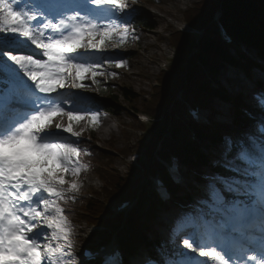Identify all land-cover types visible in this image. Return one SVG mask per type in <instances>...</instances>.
<instances>
[{
	"label": "snow or ice",
	"instance_id": "6c2138e0",
	"mask_svg": "<svg viewBox=\"0 0 264 264\" xmlns=\"http://www.w3.org/2000/svg\"><path fill=\"white\" fill-rule=\"evenodd\" d=\"M128 7L127 0H0V264H74L62 206L78 190L69 176L81 171L73 125L99 113L67 104L75 94L65 90L117 75L107 68L126 61L104 53L125 42L131 25L120 21ZM225 159L238 175L213 177L204 207L179 220L172 264H264V140ZM224 191L237 198L226 200ZM257 220L259 251L250 253L244 229Z\"/></svg>",
	"mask_w": 264,
	"mask_h": 264
},
{
	"label": "trees",
	"instance_id": "16d2710c",
	"mask_svg": "<svg viewBox=\"0 0 264 264\" xmlns=\"http://www.w3.org/2000/svg\"><path fill=\"white\" fill-rule=\"evenodd\" d=\"M144 1L151 2L154 0ZM219 10L231 16L237 38L241 42L254 47L259 56L264 59V0H199L184 12V16L186 21L202 28L207 26L208 21ZM131 22L136 31L151 29L152 27L149 17L142 13L134 15ZM212 31V29H208L199 41L190 35L179 32L172 34L170 36L171 44L180 50L181 55L169 71L160 73L158 76L161 85L155 89L152 99L141 101V108L160 119L153 126V141L150 145L152 153L156 152L164 157L169 150H176L181 155L184 163L197 171L199 180H204L202 169L207 164L211 165V169L219 176L225 178L237 176L238 174L231 171L229 167L211 164L203 148L188 141L187 133L190 128H193L202 139L209 141L216 147L225 136H229L234 143L240 141L241 143L244 142V146L250 147L244 139L245 132L248 136L256 139L258 143L264 140L260 129L261 126H264V120L260 117V115L264 117L263 107L254 106L250 108L243 102L241 96L231 97L222 88L219 90L209 88V77L216 79L226 64L240 67L246 73H249L251 67L257 65L242 53L238 52V55L234 56L232 51L226 48ZM161 39L165 40V37L162 36ZM258 88L264 89V83L259 82ZM100 92L103 95L110 96V98H106L102 102L94 101L98 108L120 115L122 109L117 104L119 95L109 94L104 88H100ZM181 92L185 98L198 100L212 109L213 112H215V109L212 104L216 98L229 103L233 123L244 129L245 132L222 131L213 128V124H207L203 127L188 124L184 117V105L179 99ZM121 94L129 102L139 100V97L132 92L123 91ZM132 108L140 110L136 107ZM124 126V137L128 144L121 152L126 155L133 149L139 148V145H131L130 127L125 123ZM110 145L114 146V140L111 141ZM81 150L82 159L93 167L97 177L103 181V189L101 192L93 191V197L91 195V197H85L81 200L70 199L73 194V192H70L67 194L68 202L62 204V206L65 208L70 220L78 221L86 218L89 221L98 222L94 216L107 211L103 199L111 196L121 198L128 192L133 191L134 184L114 167V158L99 151L93 142H82ZM240 150L239 144H235L229 156L231 158L235 157ZM236 163L239 165L240 162L237 161ZM155 167H160L158 161L144 165L147 174L151 173ZM219 186L223 190V185ZM223 194L225 199L229 201L236 198L233 193L227 191H224ZM199 197H206V194L196 187L190 192L184 191L182 193V199L185 201H192ZM127 222L132 231L140 236L139 209L132 213ZM121 223V219L116 221L117 226H120ZM178 246L179 244L169 247V257H175L174 253Z\"/></svg>",
	"mask_w": 264,
	"mask_h": 264
},
{
	"label": "rangeland",
	"instance_id": "374dc122",
	"mask_svg": "<svg viewBox=\"0 0 264 264\" xmlns=\"http://www.w3.org/2000/svg\"><path fill=\"white\" fill-rule=\"evenodd\" d=\"M199 0H183L182 3H179L178 5L174 6L172 8V11L170 14H165L164 7L162 5V1L160 0H154L153 6H150L149 3L143 1V0H129L128 2V9L127 14L123 16V19L120 21L121 23L127 22L129 24V19L132 14L135 13H145L149 17L152 27L151 29H142L138 33H135L130 28L129 33L127 35V38L125 42L118 48H115L114 53L119 54L125 49H131V50H137V55L142 60H145L140 68H133L132 60L134 59V55H126L121 57H115L111 55L109 51L104 53V57H112L116 59H124L126 62L122 66L125 68V72L128 74V76L119 75V76H110V75H104V76H98L97 79L99 81L98 85H92L91 81L88 80L85 83L89 85V87H86L84 89H80L81 94H75V96H67L66 100L68 104H75L76 107L82 108L87 110L92 106V99H90L92 96H88L87 94H92L93 96L101 95L100 93V86L104 87L106 91H108L109 94L113 93V95L118 94L119 99L117 101V104L122 109V112L120 115L112 113L111 114H105L103 112H100L97 110V113H99V117H107L109 123L108 126L111 128V132L107 134H102L100 131V122L99 119L92 121L91 125L89 126V118L86 116L83 120L79 122L78 128L74 129L77 132H82L85 129H89L95 133V136L98 138L97 146L100 149H103V147L108 146V141L111 138H115L116 142V149H122L124 146L128 144V141L124 137V126L123 124L130 125V133L132 134V140L131 145H134L140 140V130H139V122L135 119H133L132 115L128 112L126 108L129 107H136L141 108V101L148 98L149 93L151 92L152 85L154 84L155 80L158 77L160 65L163 59L167 57L168 51L170 49V42L168 39V34L172 33L174 31L178 30V22L182 21L184 19V12L187 10L188 7L193 5ZM159 3V5L157 4ZM160 17H163V23H160L158 20ZM155 29V32L152 33L150 30ZM144 35H148L150 45L145 49L144 43L146 39L144 38ZM165 36V40L161 39L162 36ZM34 46L31 47V49ZM32 52V51H31ZM36 52V51H35ZM245 52H249L251 54H256L255 50H245ZM38 53V52H37ZM248 53V54H249ZM148 55H153L152 58L148 59ZM104 57L101 56H95L90 57L92 60L101 61ZM141 60V61H142ZM140 61V62H141ZM105 67H107L105 65ZM120 67V68H122ZM115 67L107 68L108 72H114ZM135 71L133 74H129L131 71ZM253 73V79H245L244 74L236 69H233L232 67H226L222 73L219 76V81L222 86L225 87L227 90V94L230 96H235L239 92L246 93V92H253L256 89V85L254 83V80L258 77L262 76L263 73L252 70ZM238 78L242 85L236 83V79ZM228 79V81H226ZM248 84L250 86L248 87ZM246 86V87H245ZM66 92H69V90H65ZM71 91V90H70ZM123 91L132 92L134 95H137L139 97V100H134L132 102H129L126 100L123 95L121 94ZM106 98H110V96H104ZM83 98L84 101L80 102L79 99ZM249 99H255L254 104L261 105L259 98L256 95H252V97L247 96L246 100L244 101L247 105H249ZM87 108H86V107ZM212 106L216 109L217 114L212 115L210 121L214 123V127L218 128L220 125L225 126H231V112H230V106L218 99L214 100ZM206 118L210 117V112H205ZM206 118L204 119V122L208 123L209 121H206ZM56 120H61L60 117H57ZM63 122L65 123V126L67 125V118H63ZM108 127V128H109ZM67 139L71 140V137L66 136ZM250 140V145L252 142L256 141L252 138ZM229 140L226 139L225 142L219 146V152H211L210 149L203 148L206 155L210 156V163H215L217 161V157L225 158V153H227V148L229 146ZM258 146V144L256 143ZM223 149V151L220 149ZM129 157H122V156H116L115 158V168L119 169V171L123 174L126 173L125 170L128 168L130 162ZM81 165V171L78 176L71 177V180H74L78 185V190L80 194H88L91 189L100 190L102 188V183L99 179H97L95 173L90 167H87L85 165ZM189 177L190 180H193V177L195 175V171L189 170ZM204 176L208 180L205 184H197L199 187H202L205 192H207L208 185L212 182V178L217 176L211 169L210 165H206L203 168ZM87 180V181H84ZM192 188V187H191ZM166 219L162 220L165 221ZM86 224L85 222H81L77 225H72V232L76 235L78 238L74 242L77 246V250L74 253V257H77V253L80 252L81 247L83 245V240L86 235L85 232ZM39 231V229H37ZM158 235L163 238V240L167 241L169 245L175 242L174 236L176 235V232L172 228H157ZM178 243L180 240H177ZM257 245H260V235L258 237V240H256ZM76 261V260H75ZM173 260L169 259L167 264H172Z\"/></svg>",
	"mask_w": 264,
	"mask_h": 264
},
{
	"label": "bare ground",
	"instance_id": "6f19581e",
	"mask_svg": "<svg viewBox=\"0 0 264 264\" xmlns=\"http://www.w3.org/2000/svg\"><path fill=\"white\" fill-rule=\"evenodd\" d=\"M160 1H162L163 3H162V5H163V7H164V12H165V14H170L171 13V11H172V8L174 7V6H176V5H178L179 3H182V1L183 0H160ZM158 5H159V3H157ZM163 20H164V18L163 17H160L159 18V22L160 23H163ZM180 23V21L178 22V24ZM150 32H152V33H154L155 32V29H152V30H150ZM144 38L146 39V41H145V43H144V47H145V49H147V47L150 45V43H149V40H147V38H149L148 37V35H144ZM31 50H33V49H29V51H31ZM36 51V50H35ZM34 51V53L35 54H39V53H37V51L35 52ZM110 53H111V55H113V56H115V57H121V56H126V55H134V59L132 60V62L133 61H135L134 63H132V67L133 68H135V66H136V68H140L141 66H142V64H143V62L145 61V60H142L139 56H136L137 55V50H129V49H125L124 51H122L121 53H119V54H115L114 53V51H115V49H110V50H108ZM33 52V51H32ZM153 57V55H148L147 56V58L148 59H150V58H152ZM142 60V61H141ZM141 61V62H140ZM135 65V66H134ZM116 68V67H115ZM114 68V69H115ZM115 73H117V75L116 76H119V75H124V76H128V74L125 72V68L124 67H122V68H116L115 69V71H114ZM135 71L133 70V71H131L129 74H133ZM236 79V83H238V84H240V85H242V83H241V81L238 79V78H235ZM246 87V86H245ZM68 90H71V89H68ZM79 101L80 102H82V101H84V99L83 98H80L79 99ZM68 104V103H67ZM99 119V122H100V124H101V126H100V131H101V133L102 134H107V133H109V132H111V128L108 126V123H109V121H108V119H107V117H99L98 118ZM58 122H60L59 120H56V121H54L53 122V125H52V127L49 129V131H52V132H55L56 131V128H55V123H58ZM64 123V122H63ZM65 124V123H64ZM109 127V128H108ZM65 135V138H66V136H67V134H64ZM67 139V138H66ZM84 181H87V180H84ZM74 232H72V240H73V248H72V254H73V258H74V264H77V262L75 261V257H74V253H75V251L77 250V246H76V244L74 243L75 241H76V239H77V236L76 235H74L73 234ZM261 234V233H260ZM82 250V249H81ZM80 250V251H81Z\"/></svg>",
	"mask_w": 264,
	"mask_h": 264
}]
</instances>
